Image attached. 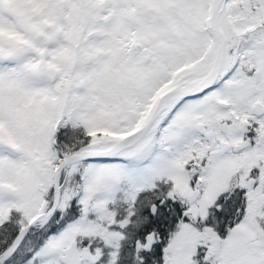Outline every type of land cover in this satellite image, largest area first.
<instances>
[{"label": "snow or ice", "instance_id": "obj_1", "mask_svg": "<svg viewBox=\"0 0 264 264\" xmlns=\"http://www.w3.org/2000/svg\"><path fill=\"white\" fill-rule=\"evenodd\" d=\"M0 264H264V0H0Z\"/></svg>", "mask_w": 264, "mask_h": 264}]
</instances>
